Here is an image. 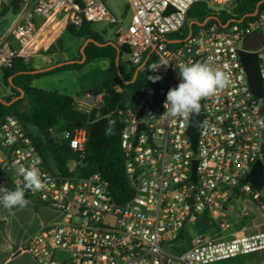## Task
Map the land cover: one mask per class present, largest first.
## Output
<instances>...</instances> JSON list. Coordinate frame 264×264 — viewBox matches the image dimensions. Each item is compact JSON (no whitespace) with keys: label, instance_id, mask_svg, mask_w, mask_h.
<instances>
[{"label":"built area","instance_id":"1","mask_svg":"<svg viewBox=\"0 0 264 264\" xmlns=\"http://www.w3.org/2000/svg\"><path fill=\"white\" fill-rule=\"evenodd\" d=\"M12 1L0 0V20L8 14L15 18L0 32V86L2 70L15 58L26 63L37 56L52 58L55 53L47 52L61 31L85 22L110 28L114 43L128 49L133 67L147 54L155 56L156 64L168 63L153 76L161 80H150L117 111L130 188L124 202L114 197L100 173L81 177L75 172L77 162L68 172L61 171L53 159L42 156L16 117L3 120L0 172L22 181L20 167L38 168L46 187L35 193L26 190L25 198L62 218L23 244L37 264H211L264 252V230H232L227 212L243 199L264 218V127L256 123L262 115L240 58L241 51L257 53L264 89V34L255 35L264 28V7L253 15H233L226 26L210 16L190 29L188 11L203 0H127V21L118 19L104 0H18L17 13L2 15ZM206 1L217 15L232 14L239 0ZM256 46L261 48L253 50ZM200 60L226 71L231 84L201 101L194 150L188 133L193 114L180 119L160 116L167 92L180 82L176 66ZM101 98L89 96L80 110L90 111L82 105L98 107ZM205 123L218 131L205 134ZM86 142L82 128L69 140L79 160ZM257 162L263 171L261 189L247 181ZM203 216L208 219L206 230L198 223ZM189 225L198 231L191 239Z\"/></svg>","mask_w":264,"mask_h":264},{"label":"trees","instance_id":"2","mask_svg":"<svg viewBox=\"0 0 264 264\" xmlns=\"http://www.w3.org/2000/svg\"><path fill=\"white\" fill-rule=\"evenodd\" d=\"M263 0H239L232 11L227 14L221 11L219 14H212L214 11L206 0L195 3L188 11V22H203L210 16L225 23L229 19L241 18L252 14L257 9L258 4ZM264 3L258 6L261 10ZM20 8L18 0H13L10 6H4L2 15L8 10L17 13ZM195 27V26H193ZM66 31L73 37L92 39L84 48L86 60L84 63H66L68 61H78L76 59L60 61L64 64L50 70L36 74L29 73L36 70L20 58H15L10 68L1 72L2 84L11 91L10 96L0 98V125L7 116L16 117L24 129L31 135L35 145L45 159H53L58 169L68 172L72 162H77L75 172L81 177L100 173L110 184L114 197L119 202H124L130 196V188L125 176L124 158L121 149L122 123L119 120L117 111L124 106L121 99L124 90H131L134 94L142 91L151 80L156 71L150 70L152 64H156L153 54H147L142 61L144 66L139 70L136 79L132 81L138 66L133 67L129 73L122 71L120 61L122 52L128 54V49L119 48V73L116 69L117 49L110 44L112 40H106L102 34L95 31L93 25L85 22L76 28L67 26ZM53 45L47 53H55ZM83 54L80 52V60ZM96 59L109 60V73L104 82L94 88L90 94L94 97L102 95L98 107L84 112L75 107V98L66 93L52 90L35 88L32 86L34 79L53 75L66 70H74L82 67L86 63ZM55 63V64H57ZM54 64V65H55ZM125 82H129L125 84ZM22 95V96H21ZM109 121L115 122L114 134L105 135V129ZM84 129L87 134L84 157L79 160L78 155L69 146V140L77 129ZM33 130L38 131L39 136ZM61 137L60 142H56L55 135ZM52 137V142L50 141ZM12 190L15 184L1 173ZM203 230L209 226L208 219L202 217L198 221ZM1 225V222H0Z\"/></svg>","mask_w":264,"mask_h":264},{"label":"rangeland","instance_id":"3","mask_svg":"<svg viewBox=\"0 0 264 264\" xmlns=\"http://www.w3.org/2000/svg\"><path fill=\"white\" fill-rule=\"evenodd\" d=\"M110 11L118 18L127 21L131 15V10L128 7L127 0H104ZM15 20L14 16L8 14L4 19L0 20V32H3L10 24ZM95 31L99 32L104 36L106 40H114V35L112 30L108 28L105 24H95L93 25ZM264 34V28L259 30L255 35ZM85 43V38H76L71 36L66 29L62 30L60 37L56 42L55 55L51 59H47L50 66L54 65L60 61L67 60H80V49ZM261 47H253V50H259ZM54 54V53H53ZM53 54L47 53V55L52 56ZM130 56L126 52H122L120 65L124 73H129L132 70V66L129 63ZM43 60L40 56H37L30 62V66L34 67L38 63H42ZM109 73V60L107 59H96L90 61L83 65L82 67L74 70H66L53 75L42 76L36 78L32 85L35 88L52 90L60 93H66L72 95L76 98L75 107L80 110L81 106L79 104L87 103L88 95L90 92L96 88L98 85L102 84ZM11 91L2 84L0 86V98L10 96ZM83 107L91 110L93 107L82 105ZM36 135H40L38 131L33 130ZM55 135L56 142L61 141L59 135ZM51 164L53 165L52 161ZM74 164H71V168ZM7 176L15 181L11 173ZM228 210V219L231 223H234L232 230H237L240 228H246L247 232H254L258 230H264V218L259 212L258 208L254 205H250L239 199L234 207H230ZM248 213V216H243V213ZM242 217V218H240ZM56 221H62L61 217L56 218ZM188 237L191 239L193 236L198 234L196 228L192 225L188 227ZM189 244V239L184 243V248ZM259 255L262 256V253ZM211 264H241V259L235 261H221L214 262ZM264 264V263H263Z\"/></svg>","mask_w":264,"mask_h":264},{"label":"clouds","instance_id":"4","mask_svg":"<svg viewBox=\"0 0 264 264\" xmlns=\"http://www.w3.org/2000/svg\"><path fill=\"white\" fill-rule=\"evenodd\" d=\"M168 63L161 61L159 64H152L150 70L157 71ZM179 70L180 82L174 88H170L166 94L164 102L165 112L161 118L180 119L188 118L193 113L200 114L201 101L213 96L229 87L231 84L229 74L215 67L210 62H196L191 64H180L176 66ZM154 83L162 79L161 76L149 77ZM257 110L264 106V99L256 102ZM257 125L264 127V117L256 121ZM115 122L109 121L105 129V135L114 134ZM205 134L208 131L215 133L218 129L215 126L203 124ZM19 175L21 180L15 181L14 190L6 186H0V205L5 210L12 213L14 209L23 210L30 200L25 198V191L31 190L33 193L41 191L46 187L44 178L36 167H20Z\"/></svg>","mask_w":264,"mask_h":264},{"label":"crops","instance_id":"5","mask_svg":"<svg viewBox=\"0 0 264 264\" xmlns=\"http://www.w3.org/2000/svg\"><path fill=\"white\" fill-rule=\"evenodd\" d=\"M42 60V63H38L33 68L43 69L50 67L47 60ZM89 96L92 95H88L87 101ZM72 97L75 98L74 96ZM6 177L10 179L8 176ZM11 181L14 183L13 180ZM0 186H6L11 189L1 172ZM56 218L57 213L55 211L33 202H30L23 210L14 209L12 213H9L0 205V264H37L33 256L23 250L22 246L29 238L53 223ZM260 253H262V256L259 255ZM238 259H241V264H263L264 252L243 255L227 261Z\"/></svg>","mask_w":264,"mask_h":264},{"label":"water","instance_id":"6","mask_svg":"<svg viewBox=\"0 0 264 264\" xmlns=\"http://www.w3.org/2000/svg\"><path fill=\"white\" fill-rule=\"evenodd\" d=\"M262 3H264V0L261 1L258 4V6ZM258 6H257V9L255 10L254 14L257 13ZM250 15H253V14H250ZM231 21H234V20H231ZM228 23H225L224 26H226ZM196 24H199V23L195 22V21L189 22V28L191 29L192 25H196ZM189 36H190V34L188 35V37ZM89 42H93V40L87 39L85 41V43L83 44V46L80 49V52L82 54L84 53L85 46ZM171 42H175V41H171ZM110 44L113 45L117 49V52H118L117 58H116V69H117V72L119 73V52L120 51H119L118 46L115 43L110 42ZM191 55H194V50L191 52ZM240 58H241V61L244 65V68H245V72H246L247 80H248V85H249V89H250L251 93L254 95V97L256 98L257 101L264 99L263 80H262V77L260 74L257 53H249V52L241 51L240 52ZM85 60H86V57L83 54L81 60H79V61H68L66 63H73V62L84 63ZM199 62H203V60H200ZM63 64H64L63 62L57 63V64L50 66V67H47V68L32 70L29 73L36 74L39 72H43L46 70L53 69L55 67H60ZM144 64H145V61L140 66H138L131 82H133L136 79L139 70L144 66ZM128 83L129 82H125V84H128ZM133 95H134V93L131 90H128V89L124 90L123 95H122V99H121V104L126 105L129 101L132 100ZM259 109H260L262 117H264V106H261V108H259ZM200 120H201V114L193 113L188 133L190 135L194 150L196 149L197 131H198V126H199ZM50 141L52 142V137H50ZM194 171H195V168H194ZM247 181L251 182L257 189L262 188V186H263V171H262L261 162H257L254 165L251 173L247 177Z\"/></svg>","mask_w":264,"mask_h":264}]
</instances>
